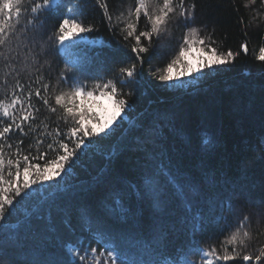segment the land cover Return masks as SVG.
Returning <instances> with one entry per match:
<instances>
[{"label": "trees", "instance_id": "16d2710c", "mask_svg": "<svg viewBox=\"0 0 264 264\" xmlns=\"http://www.w3.org/2000/svg\"><path fill=\"white\" fill-rule=\"evenodd\" d=\"M106 2L115 21L135 0ZM37 3L42 0H22L19 22L13 13L12 28L3 34L0 88L9 97L17 82L24 88L22 98L38 87L45 94V83L54 92L61 72L68 77L62 89L73 83L91 88L112 79L133 95L126 97L130 107L105 133L84 138L64 172L15 197L0 222V236L7 231L0 239V264H72L67 246L80 241L84 247L115 248L126 264H184L185 258L202 264V250L210 244L219 248L245 216L254 237L249 251L258 254L264 247V61L257 58L264 46V0H186V5L196 4L194 20L186 25L174 17L150 44L142 38L148 51L139 58L131 50L135 41L124 40L126 33L120 32L123 24L111 28L97 0H52L50 8L32 13ZM64 18L93 30L81 33L75 45L61 46L55 35ZM150 27L142 17L138 31ZM188 27L198 28V38L205 40L188 57L193 67L200 47L210 55L209 45L218 54L231 50L235 58L160 81V71L178 55ZM245 43L247 53L241 47ZM131 64L138 75L127 83L118 73ZM16 92L21 94L19 87ZM33 103L40 107L35 96ZM99 103L110 116L111 103L105 98ZM49 116L41 108L37 123L49 124L51 136L42 124L27 137L11 134L13 147L5 146L6 155L16 158L18 139L24 141L23 154L41 165L56 155L47 148L55 139L74 148L75 138L66 135L71 121H59L58 136L56 118ZM37 138L43 141L38 150ZM40 153H47L45 160L32 159ZM158 166H167L183 190L180 183L163 181L157 192L146 190L144 177Z\"/></svg>", "mask_w": 264, "mask_h": 264}, {"label": "snow or ice", "instance_id": "6c2138e0", "mask_svg": "<svg viewBox=\"0 0 264 264\" xmlns=\"http://www.w3.org/2000/svg\"><path fill=\"white\" fill-rule=\"evenodd\" d=\"M97 2L103 8L111 28L123 24L120 32L122 34L126 33L123 36L124 40L132 38L135 41L131 45V50L138 58L141 53L148 51V48L142 44V38L150 44L152 37L154 35L158 36L174 17L177 19L183 18L186 25L191 23L194 20L196 9L195 3L186 5V0H135V3L127 8V14L120 12L114 21L106 0H97ZM21 3L22 0H2L0 2V45H3L7 39V36L3 35L5 30L12 28L9 21L12 20L13 13H15L17 22H19ZM51 3L52 0H42V3H37L31 7L30 11L36 13L39 9L50 8ZM76 7L81 8L82 5L77 4ZM72 11V9H69L70 13ZM142 17L151 25L150 30L138 31V25ZM92 30L91 25L84 26L75 18H64L58 26L55 39L61 46L65 42L75 45L81 33ZM198 36V28L188 27L187 33L183 36V45L178 55L165 69L160 71L158 75L160 81L168 82L174 78L179 79L186 74L202 71L205 68L211 69L216 65L227 63L230 58H235V54L231 50L218 54L217 49L209 45L207 47L210 55L205 52L203 47H200L198 50V66L193 67L188 59L189 55L197 52L196 46L205 44V40L199 39ZM241 47L244 53L248 52L249 49L246 43ZM257 58L264 61V46L259 48ZM140 63H143L142 59ZM174 69L178 70L175 77L173 74ZM137 75L136 64L122 67L118 73V76L127 83H132ZM61 83H68V77L63 72H61L55 86L56 91L50 93V85L45 83L41 85L45 94H42L38 87L29 89L27 94L23 95V98L24 88L19 85V82L13 87L11 97H9L6 89L0 88V92L3 93L0 97V222L6 220L8 206L13 205L16 196H20L24 189L30 188L33 184L46 182L52 180L55 176H59L61 172L65 171V165L69 164L72 158L76 156V149L84 145V138L105 133L112 122L126 108L130 107L126 97H131L133 93L129 91L125 94L118 89L117 82L112 79L107 80V82H94L91 88H88L84 83H73L70 87L62 89L59 87ZM16 87L20 88L21 94H17ZM97 92L99 93L98 97L95 95ZM33 96L37 98L40 107L33 103ZM99 98H105L111 103L112 113L110 116L106 115L105 105L99 103ZM41 108L50 114L49 119L51 116H55L57 122L55 131L58 136L60 135L59 121H63L65 124L71 121V126L68 128L66 135L69 140L75 138V147L70 149L64 139H55L53 143L47 145L48 149L56 152L54 157L45 160L47 153H40L38 156L32 157L33 160H45V163L41 165L30 161V153L28 155L23 154V149L20 146L24 141L18 139L15 148L16 158L8 157L5 153V146L8 148L13 147L12 144L8 143L11 134L18 132L21 137H27L30 133L37 132L42 124L44 134L52 135L48 132L49 124L43 121L37 123ZM153 131L156 130L153 129ZM35 143L38 150V146L43 141L37 138ZM204 143L207 144L209 141L205 139ZM53 145H55V148ZM32 147L33 145L30 144L29 148ZM22 164L23 167H21ZM161 181L168 184L180 183L181 190L184 188L183 183L178 181L174 174H171V170L167 166H158L153 174L146 175L144 177V187L146 190L157 192L161 187ZM137 191H140L139 187ZM116 204L119 205L120 201L117 200ZM120 214L126 216L127 210L121 211ZM247 221L248 217L245 216L239 222L235 231L219 248L210 244L206 250H202L203 256L200 257L202 264H245V262L252 264L253 261L256 264H264V247L259 249L258 254L249 251L254 237L249 227L245 226ZM6 236L7 231L5 230L4 236H0V239H4ZM70 251L74 254L72 264H118V261H120L115 248L105 251L80 245L71 248ZM56 264H63V262L57 261ZM184 264H193V262L185 258Z\"/></svg>", "mask_w": 264, "mask_h": 264}, {"label": "rangeland", "instance_id": "374dc122", "mask_svg": "<svg viewBox=\"0 0 264 264\" xmlns=\"http://www.w3.org/2000/svg\"><path fill=\"white\" fill-rule=\"evenodd\" d=\"M71 248H74V247H73V246H70V245L67 246V250H68L69 254L74 255V254L70 251Z\"/></svg>", "mask_w": 264, "mask_h": 264}]
</instances>
